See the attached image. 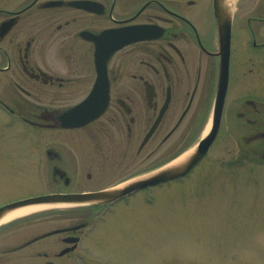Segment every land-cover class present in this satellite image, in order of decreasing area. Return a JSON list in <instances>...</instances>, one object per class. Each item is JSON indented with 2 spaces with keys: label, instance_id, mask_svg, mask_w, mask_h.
<instances>
[{
  "label": "flooded vegetation",
  "instance_id": "obj_1",
  "mask_svg": "<svg viewBox=\"0 0 264 264\" xmlns=\"http://www.w3.org/2000/svg\"><path fill=\"white\" fill-rule=\"evenodd\" d=\"M122 29L141 33L127 37ZM225 79L218 135L198 165L223 136L237 146L238 159L263 163L264 0H0L3 125L57 135L26 145L38 153V173L49 176L36 194L51 197L49 227L15 236L25 219L0 226V252H39L42 264L95 261L88 240L99 231L106 236L111 226L104 224L121 207L150 206L149 196L158 201L164 187L214 175L195 168L109 203L72 205L78 217H66L74 196L118 188L193 149L214 124ZM95 88V109L108 98L103 113L78 126L61 120ZM82 167L88 182L110 176L99 181L95 168L109 169L113 179L127 177L83 188L76 185Z\"/></svg>",
  "mask_w": 264,
  "mask_h": 264
},
{
  "label": "rangeland",
  "instance_id": "obj_2",
  "mask_svg": "<svg viewBox=\"0 0 264 264\" xmlns=\"http://www.w3.org/2000/svg\"><path fill=\"white\" fill-rule=\"evenodd\" d=\"M5 119L0 113V206L44 192L49 179L39 175L38 153L27 149L30 140L25 134L18 135L23 130L7 129ZM30 136L44 143L57 135L36 129ZM224 137L200 167L214 175L206 174L208 179L194 175L182 184L164 187L157 191L159 200L155 196L153 206L121 207L104 224L111 226L106 228V236L99 231L100 237L96 233L88 240L97 251L91 252L92 257L106 264H264V165L238 163L237 146ZM108 170L95 168L99 181L110 176L103 182H88L85 175L89 170L82 167L76 185L108 186L127 177L113 179ZM77 215L76 210L67 209L69 222ZM47 219L45 213L35 215L17 224L19 230L11 233L44 232L49 227ZM123 222H127L124 229L119 226ZM40 248L43 245L36 251ZM38 253L0 252V264H42L44 258Z\"/></svg>",
  "mask_w": 264,
  "mask_h": 264
},
{
  "label": "water",
  "instance_id": "obj_3",
  "mask_svg": "<svg viewBox=\"0 0 264 264\" xmlns=\"http://www.w3.org/2000/svg\"><path fill=\"white\" fill-rule=\"evenodd\" d=\"M93 97L89 98L85 104L87 105L92 102ZM82 105V106H83ZM81 108V106H80ZM214 139V135L210 138H207L205 141H203L200 151L197 152L196 155H193L189 160L181 163L180 165L173 166L165 171H162L160 174H158L153 179L145 180L140 183H137V186H144V185H150L157 181L165 180L168 178L176 177L185 174L187 171H189L208 151V148L210 147L212 141ZM46 203V198H38V199H30L26 201H21L16 204H13L11 206L5 207L0 209V220L5 217L8 213H11L13 211H16L18 209H22L28 206L32 205H40Z\"/></svg>",
  "mask_w": 264,
  "mask_h": 264
},
{
  "label": "bare ground",
  "instance_id": "obj_4",
  "mask_svg": "<svg viewBox=\"0 0 264 264\" xmlns=\"http://www.w3.org/2000/svg\"><path fill=\"white\" fill-rule=\"evenodd\" d=\"M46 208H47L46 205H41V206H30V207L18 209L16 211L11 212L5 218H3L0 222V224H3V223H5L11 219H14V218L27 216V215L39 212L41 210H45Z\"/></svg>",
  "mask_w": 264,
  "mask_h": 264
}]
</instances>
